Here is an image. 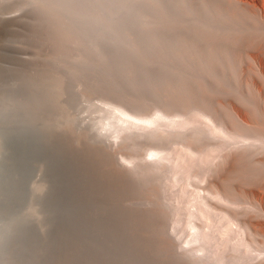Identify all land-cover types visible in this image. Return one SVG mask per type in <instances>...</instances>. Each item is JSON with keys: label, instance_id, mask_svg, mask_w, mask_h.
I'll return each mask as SVG.
<instances>
[{"label": "bare ground", "instance_id": "1", "mask_svg": "<svg viewBox=\"0 0 264 264\" xmlns=\"http://www.w3.org/2000/svg\"><path fill=\"white\" fill-rule=\"evenodd\" d=\"M181 1L189 14L188 1ZM26 6H29L32 16L29 21L31 29L26 36L35 45L39 60L20 69L0 66V124L30 126L47 118L48 131L68 132L72 145L78 148H83V141L94 140L110 151L112 158L120 164L117 154L101 138V133L80 132L75 127L73 108L81 96L77 95L76 87L83 86V93L88 95H91L90 90L96 89L103 97H114L141 110L149 109L153 101L166 103L159 80L162 79L161 70L167 54L168 63H174L175 31L168 22L177 21V0H25L14 2L7 8L22 9ZM222 12L226 19L231 20V12L225 9ZM212 14L214 16V12ZM4 24L0 22L2 30L14 37L16 31ZM213 26L211 24L209 53L213 50V42L217 41L220 49L223 35L240 28L222 23V33L218 34L219 30ZM227 48L222 51L225 56H229ZM189 60L187 51L186 61ZM148 65L160 73L159 80L148 70ZM142 74H146L153 83L144 82L140 78ZM198 82L201 91H205L204 85ZM170 92V97H174ZM179 105L187 110L196 109H193L189 98ZM158 117L155 114L146 119L156 125L154 129L129 130L131 132L124 138L123 147L137 151L145 149L147 140L143 141V137L163 142L165 132H160L164 127ZM174 131L172 133H176ZM163 157L153 162L142 158L144 162L127 168L122 166V161L120 165L130 187L120 190L115 182H111L108 189L99 188L96 194L105 203L91 205L94 213L104 219L109 208H113V201H117L116 207L128 217V221L123 222L114 216L117 228L125 224L122 232L138 236L136 239L125 237L124 243L129 251L116 246L105 248L78 230L89 226L88 219L80 214L81 209L87 210V206L67 189L70 185L63 184L66 188L59 183L63 177L53 163V156L47 155L38 163H30V166L34 165L35 172L28 182L29 192H24L18 185L24 181L22 175L9 174L7 179L12 178L18 183L5 191L0 188V264H242L247 261L249 255L247 257L245 253L225 259L209 243V246L203 244L205 251L198 255L195 249L188 248L187 242H177L175 212L166 202L164 192L172 167L165 160L166 163L162 162ZM110 168H114L113 164ZM1 173L7 175L4 170ZM92 229L103 237L106 244L116 243V230L103 223L94 225ZM201 232H195L189 240L204 241L205 236ZM66 236L76 242L74 249ZM118 238L124 240V237ZM89 251L99 256L98 263Z\"/></svg>", "mask_w": 264, "mask_h": 264}, {"label": "rangeland", "instance_id": "2", "mask_svg": "<svg viewBox=\"0 0 264 264\" xmlns=\"http://www.w3.org/2000/svg\"><path fill=\"white\" fill-rule=\"evenodd\" d=\"M24 1L0 0V8H4L0 13L11 15V20L26 16L25 12L20 13L21 8H7L14 2ZM227 1L221 11L218 5H212L210 28L213 24L217 30L220 20L233 28H240L223 35L219 42L221 50L217 41L211 42L213 50L209 53L207 77L210 88L203 79L200 80L205 87V91H201L204 92L203 98L208 96L211 100L210 103L203 99L202 103H210L209 106L191 99L193 109L196 108L193 111L182 105L153 101L150 102L152 108L141 110L114 97H103L96 89L90 90L91 95H88L83 93V86H77V95L81 96L73 108L74 125L80 132L101 133V138L106 140L120 164L124 162L122 166L126 168L135 166L143 161L142 158L153 162L165 156L162 162L165 160L167 163H163L171 165L172 171L164 192L166 202L175 212L173 218H176L180 239H176L177 242L188 243V248L195 249L198 255L205 251L203 244L209 243L225 259L245 253L249 259L246 257L248 260L242 264H264V0ZM224 9L231 12V20L222 14ZM187 16L192 17L190 13ZM9 19H1L0 22L15 30L16 38L11 37L10 32L5 33L0 26V66L20 69L39 59L35 45L26 36L31 27L27 32L18 31L10 26ZM27 23L30 25L29 21ZM26 42L32 45L33 58L22 61L18 67L12 65L17 58L10 54L14 51L13 44ZM226 47L229 56L222 52ZM24 51L25 54L30 53ZM147 68L160 79V73L154 71L153 66L148 65ZM140 78L153 83L146 74ZM155 114L164 127L160 132H165L164 136L169 139L164 137L163 142L157 143L143 137V141L147 140L145 149L124 148L123 141L131 132L129 130L156 128L154 123L146 120ZM3 123L0 124V159L13 127ZM195 133L202 136L200 142L192 140ZM199 231L206 237L204 241L189 240Z\"/></svg>", "mask_w": 264, "mask_h": 264}, {"label": "water", "instance_id": "3", "mask_svg": "<svg viewBox=\"0 0 264 264\" xmlns=\"http://www.w3.org/2000/svg\"><path fill=\"white\" fill-rule=\"evenodd\" d=\"M188 10L190 11V18L187 16V9L181 0H177L176 16L177 21H169L168 24L171 29L175 31V42L174 48L175 53L172 56L174 63H168V54L165 58L166 63L163 65L161 73L162 79L160 80V87L164 91L163 99L167 104L176 105L186 102V100L193 99L197 102H203V93L201 92L200 80L203 79L207 88H210V84L207 81L209 63V47H210V17L212 5L213 7L218 5L220 11L222 7L228 4L227 0H187ZM1 5V4H0ZM29 6L23 7L20 13L25 12L26 16H22L18 19H9L11 15H3L0 13V19L2 21L5 18L10 20V26L15 27L18 31L27 32L30 25L27 23L31 21L29 15ZM4 11V8H0V12ZM219 16V15H218ZM222 17V16H220ZM221 19V18H219ZM222 22L219 21L218 34L222 33ZM20 25V27H19ZM13 44V43H11ZM13 50L10 52L15 55L16 62L11 63L12 65L19 64L24 60H31L33 58V48L29 43L22 45L16 43L13 44ZM166 46V43H165ZM24 50L29 51V54H25ZM190 54V60L186 61V52ZM167 52V50H166ZM25 62V61H24ZM10 64V65H11ZM41 64V63H40ZM172 91L174 97H170ZM205 101L210 102V97H204ZM210 103L204 104L207 106ZM49 121L47 118L30 124V126H21L15 124L12 129V134L5 143V152L3 157L0 159V188L2 191L8 190L13 187L17 181L10 178L8 175L11 173L19 174L23 176V182L18 185L25 192H29L28 182L34 176V165L30 163H38L42 161L45 156H53V163L59 168V172L63 177L61 185H70V192L73 191L75 198L80 201L84 206H87V210L81 209V217L88 219V228L82 226L78 230L90 235L94 240L99 242L105 248L116 246L118 248L129 251V247L125 244V237L136 239V234L130 232H122L123 226L117 228L116 219L114 216L120 217L123 222L128 221L126 213L116 207L117 201L113 204V208H109L106 217L103 219L99 215L94 213L91 205H102L105 203L100 200L96 194L99 188L108 189L111 182H115L120 190L128 189L130 187V181L125 176V170L123 167L112 158L110 151L103 148L98 142L94 140L83 141V148H78L72 145V138L68 132L64 131H48ZM49 136L51 137L49 141ZM202 136L199 133H195L192 140L194 142H200ZM76 143V142H75ZM102 148H100L99 146ZM98 146V147H97ZM113 161V162H112ZM115 162V163H114ZM113 164L114 168L111 169L110 165ZM115 164V165H114ZM109 165V166H108ZM30 166V167H29ZM108 166V167H107ZM5 171L7 175L2 174L1 171ZM11 177H13L11 175ZM112 180V181H111ZM69 200V197H64ZM87 211V212H86ZM104 225L110 227V229L116 230L117 240L116 243L107 242L105 243L103 237L94 229V225ZM124 237V240L118 237ZM71 243L72 249L76 247L75 241L71 240L69 236H66ZM143 249V248H141ZM132 250V249H131ZM91 251H89V254ZM93 259L98 263L99 256H96L95 252L91 253Z\"/></svg>", "mask_w": 264, "mask_h": 264}]
</instances>
